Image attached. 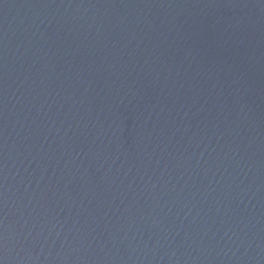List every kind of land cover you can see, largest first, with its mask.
Listing matches in <instances>:
<instances>
[{
    "label": "water",
    "instance_id": "obj_1",
    "mask_svg": "<svg viewBox=\"0 0 264 264\" xmlns=\"http://www.w3.org/2000/svg\"><path fill=\"white\" fill-rule=\"evenodd\" d=\"M0 264H264V0H0Z\"/></svg>",
    "mask_w": 264,
    "mask_h": 264
}]
</instances>
